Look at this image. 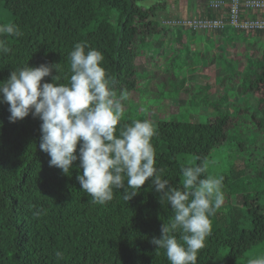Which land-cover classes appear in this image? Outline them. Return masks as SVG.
<instances>
[{"label":"trees","instance_id":"obj_1","mask_svg":"<svg viewBox=\"0 0 264 264\" xmlns=\"http://www.w3.org/2000/svg\"><path fill=\"white\" fill-rule=\"evenodd\" d=\"M140 1L0 0V11H9L10 22L23 32L19 38L4 37L11 50L0 53V81L27 63L33 67L60 64L67 72L68 53L75 43L87 42L102 52L103 67L112 78L114 90H135L137 59L144 56L147 61H155L156 47H163L155 37L164 38L174 26L181 29L169 24L174 17L165 18L168 23L159 21L158 14L167 10L168 0H157L149 7ZM226 11L209 7V15L205 12L200 18H225ZM161 25L170 29L166 31ZM214 33L222 38L229 35V46L238 52L237 56L233 52L223 58L226 75L218 81L226 91L218 100H207V83L205 97L194 87V98L217 112L214 120L154 121L137 116L121 117L117 125L118 134L120 127L132 120L153 123L156 167L163 169V178L173 187H182L181 167L191 163L189 158L200 157L195 162L206 164L230 132L239 128L241 119L255 124L258 139L264 137V31L225 27ZM239 35L253 38L240 49ZM55 75L58 73L53 69L42 83L52 82ZM174 77H167L168 81ZM188 78H182L186 88ZM238 96L241 100L234 102ZM8 107L0 102V264H170L164 250H157L151 241L160 236L161 226L170 221L172 210L167 203H160V194L148 181L129 201L123 199L120 189L114 190V198L106 205L93 203L76 178L81 171L79 160L73 162L69 175L50 167V157L39 149L40 119L29 114L10 122ZM243 165L219 174L224 177L223 191H231L243 176L264 181V161L254 164L247 158ZM242 196L243 211L229 200L211 217L212 231L198 253L197 264H247L249 258L264 255V190L263 205L258 204L252 191L242 192ZM37 209L45 214L34 217Z\"/></svg>","mask_w":264,"mask_h":264},{"label":"clouds","instance_id":"obj_2","mask_svg":"<svg viewBox=\"0 0 264 264\" xmlns=\"http://www.w3.org/2000/svg\"><path fill=\"white\" fill-rule=\"evenodd\" d=\"M22 35L16 23L0 24V53L11 50L4 37ZM103 60L101 51L77 42L68 53L67 72L60 64L27 63L12 70L0 81V102L8 104L10 122L29 114L40 119L39 149L50 157V167L69 175L79 160L76 178L93 203L106 205L120 189L129 201L148 181L160 194V203L172 210L170 221L162 224L160 236L151 243L164 250L170 264H197L212 231L211 217L224 203V177L209 175L207 164L193 162L181 167L182 187H173L156 167V129L150 120H132L117 134L123 107ZM53 69L58 75L42 83ZM43 214L40 209L33 212L36 218ZM247 264H264V255L249 258Z\"/></svg>","mask_w":264,"mask_h":264},{"label":"rangeland","instance_id":"obj_3","mask_svg":"<svg viewBox=\"0 0 264 264\" xmlns=\"http://www.w3.org/2000/svg\"><path fill=\"white\" fill-rule=\"evenodd\" d=\"M156 2L157 0H142L139 3L144 7H149ZM178 3L179 1L173 4L178 6ZM167 5L169 4L167 3ZM0 13L2 15L0 22L9 23L12 20V15L9 11L3 9ZM158 15L161 24H163V22L168 23L162 15ZM162 27L166 28V31L170 29L167 25ZM155 38L161 40L160 44L164 46V49L156 47L155 53H157V57L155 61H147L143 56L137 59L139 66L137 88L129 91L125 89L114 90L116 92V99L120 101L123 107V114L121 117L133 118L143 116L146 118L149 117L154 121L177 119L180 121L207 122L214 120L217 116V112L212 107L199 103L197 100L199 98L196 99L192 95L194 92L193 87L196 88V91L200 92L201 97H205V95L208 94L207 88L204 86L206 83H203L206 82L208 77L203 79L202 76L199 75V78H188L186 82V84H188L187 88L182 84V78L185 76L189 77V74L197 69L196 67L199 69L201 66H204L205 61H208V57L204 58L197 55L199 57H193L192 60L195 62L190 64L187 53H183L182 56L179 54V52H181L179 49L170 48L169 41L164 43V41H162V36H157ZM238 38L243 40L242 35H239ZM149 39H151V37H149ZM211 39L213 38L211 37ZM262 41L264 42V39ZM263 42L260 41V43H258L262 45ZM208 45L207 43V46ZM242 47H246L245 43L241 45V48ZM183 51L187 52L185 49H183ZM229 52H235L236 56L238 53L237 49H233V51ZM229 52L225 53V55L230 57L232 54L230 55ZM251 54L253 55L254 53L252 52ZM208 74H214L216 76H224L226 74L222 70L221 63L216 62L214 56L210 59ZM171 75L175 76L172 82L168 81L171 79ZM196 79H199V84H196ZM219 84L221 85L219 86ZM215 85L217 87L209 91V96L207 97L208 101L209 99L218 100L219 95L226 91V87L223 86L224 84L221 83V81H218ZM228 93H230V95L233 94L232 91ZM241 98L242 96L236 97L234 102H239ZM249 99H254L253 95H249ZM224 104H222V106ZM244 118L247 117L244 116ZM239 122V128L231 131L229 138L218 150H215L208 159L206 164L209 167L211 175L219 176V174L230 171L234 165H245L247 158L254 164L264 161V137L258 139L259 132L255 130V124L252 121L245 123L241 119ZM246 126H248V128H246ZM262 130L264 132V129ZM189 160L191 163L195 162L193 157H190ZM263 190L264 181L243 176L233 184L231 191H223V207L229 200H232L233 203L239 205L240 209L243 211L244 207L239 202H242V192L244 193L245 191L254 192L258 204L263 205V199H261Z\"/></svg>","mask_w":264,"mask_h":264},{"label":"crops","instance_id":"obj_4","mask_svg":"<svg viewBox=\"0 0 264 264\" xmlns=\"http://www.w3.org/2000/svg\"><path fill=\"white\" fill-rule=\"evenodd\" d=\"M177 1H179V3L177 4L178 6H176V4H173V3H176ZM209 2H207V0H189V1L188 0H173V1L168 0L169 5H167V10H165L161 15L164 19L174 17L173 20H177V21H181V20L185 21V20H189L192 18H196V17H204L205 12L207 13V15H209L208 14V9L210 7ZM176 25L180 26L181 29H178V28L176 29V26L171 28V33L165 36V38H162L164 40V43L169 41L170 48H177V50L179 49V51H181L179 52V54L182 56H183V53L184 54L187 53L190 58V62H195L192 60V58L199 57L197 55H200L204 58L208 57V61H207L208 65L204 67H200L199 69L193 70L189 74V77L190 79L199 78L198 77L199 75H201L203 79L205 77H208V79H206V82H203V83L208 84V86L210 87L209 91L214 89L215 87H217L215 84H217L218 80H220V77H222L223 75L216 76L214 74L213 75L208 74L210 59L212 56H214L216 59V62L221 63V66H222V63L224 62L223 58L227 57L225 53L229 51H233V48H231L228 44L229 35H227L226 38H222V36L218 37L217 34L214 33V31H208V30L200 31V32L198 31V33L197 32L195 33L190 27L182 26L179 24H176ZM227 28H233V27H227ZM211 37L213 39H211ZM251 38H253V36L249 35L248 37H245L243 35V40H241V42L238 44L239 47L242 44L246 43L247 41L251 42L252 41ZM207 43L209 44L208 46H207ZM160 49H164V46ZM183 49H185V51L187 52H184ZM240 49L242 48L240 47ZM231 54L232 53H230V55ZM223 71L226 73L225 70ZM197 83H199V79L197 80Z\"/></svg>","mask_w":264,"mask_h":264},{"label":"built area","instance_id":"obj_5","mask_svg":"<svg viewBox=\"0 0 264 264\" xmlns=\"http://www.w3.org/2000/svg\"><path fill=\"white\" fill-rule=\"evenodd\" d=\"M210 7L226 8L224 14L226 17L221 19L196 17L185 21L173 20L169 23L190 27L194 32L225 27L264 31V0H213L210 2ZM246 14L250 16L246 17Z\"/></svg>","mask_w":264,"mask_h":264}]
</instances>
